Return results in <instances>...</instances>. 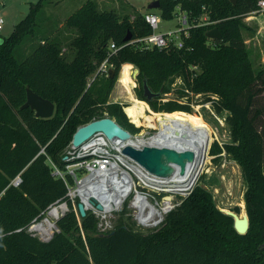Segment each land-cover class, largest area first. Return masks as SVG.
<instances>
[{
    "label": "trees",
    "instance_id": "1",
    "mask_svg": "<svg viewBox=\"0 0 264 264\" xmlns=\"http://www.w3.org/2000/svg\"><path fill=\"white\" fill-rule=\"evenodd\" d=\"M159 1L165 20H172L180 8L190 24L204 15L216 23L190 28L182 49H147L131 43L152 33L142 14L101 11L95 0H87L66 20L77 31L70 43L75 51L71 61L62 57L63 46L54 40H43L20 61L16 50L35 35L47 2L39 0L9 38L0 36V264H264V106L259 100L264 67L255 69L243 35V19L259 9L261 0H237L236 5L229 0ZM214 28L221 32V41L207 37ZM129 34L132 40L127 42ZM111 44L119 48L116 53L110 51ZM105 60L115 71L114 79L97 74ZM124 65L139 69L137 96L142 101L144 80L161 98L176 80L182 82L177 98L148 102L155 112L191 113L194 103L188 91L205 97L203 103L210 102L217 114L228 113L232 144L224 148L244 172L247 234L236 232L234 219L201 187L167 215L157 232L139 231L134 221L128 223L125 209L112 235L98 234L91 213L81 218V229L74 211L58 222L60 232L49 243L27 233L36 218L67 194L65 182L52 175L47 160L64 167L79 127L110 117L130 133L139 132L134 124L141 121L130 120L132 124L125 106L109 103ZM27 87L55 105L52 118L40 119L30 108L21 109ZM223 151L215 143L211 155L219 160ZM20 174V188L9 187Z\"/></svg>",
    "mask_w": 264,
    "mask_h": 264
},
{
    "label": "built area",
    "instance_id": "2",
    "mask_svg": "<svg viewBox=\"0 0 264 264\" xmlns=\"http://www.w3.org/2000/svg\"><path fill=\"white\" fill-rule=\"evenodd\" d=\"M177 11L179 19L186 25L185 28L159 33L160 16L155 11H147L143 16L152 29V33L131 43L147 49L162 50L170 47L182 49L183 38L189 36L190 28L216 23L209 22L208 16L204 15L198 23L190 24L187 14L180 8ZM261 16L264 17V0L259 2L257 11L248 14L244 19L248 22L256 21L259 24L258 17ZM4 24L5 20L0 14V33L4 29ZM178 33L181 35L175 41L174 37ZM118 49L115 44H111L112 53H116ZM110 69L108 60H105L97 74L109 76ZM180 84L182 86L181 81ZM186 92L193 97L192 93ZM161 114L166 119L168 113ZM160 130L159 128L158 132L153 134L131 133L130 140L133 142L131 146L137 149L155 146L152 139ZM167 131L172 133L178 130L168 127ZM125 143L118 140L111 141L104 134L98 133L79 148L70 146L63 158L64 167H60L48 158L47 163L51 167L52 175L65 182L67 194L65 198L51 204L40 217L36 218L28 226L27 233L42 243H49L60 232L58 222L71 211L76 213L82 229V217L77 208L79 203L84 204L87 213L96 217L97 232L100 235L110 234L114 230L116 219L125 209L130 210L136 228L141 232L159 231L164 226L167 215L181 205L182 199L191 195L195 183L185 191H179L171 182L172 176L155 175L129 156L124 155L123 149L129 146ZM209 152L208 150V154ZM41 153H44V149ZM21 184L20 174L11 181L9 187L20 188ZM181 195L183 197L181 201H178L177 198Z\"/></svg>",
    "mask_w": 264,
    "mask_h": 264
},
{
    "label": "rangeland",
    "instance_id": "3",
    "mask_svg": "<svg viewBox=\"0 0 264 264\" xmlns=\"http://www.w3.org/2000/svg\"><path fill=\"white\" fill-rule=\"evenodd\" d=\"M38 1L39 0H0V14L5 20L4 29L1 31L0 36L2 38H9L14 32L15 27L30 13L32 5L36 4ZM95 1L97 2L98 8L101 11L114 10L121 16L131 15L132 17H134L136 13L144 15L148 11L147 6L155 0ZM86 2L87 0H47L44 9L38 15L35 35L28 37L26 41L19 48H17V58L20 61L26 60L32 54L35 47H37L43 40H54L59 41L63 46L62 53L64 55L62 54V57L66 58L68 61H71L75 56V51L70 47V43L76 37L77 31L66 26V20L78 9H80ZM155 12L161 18L160 28L158 30L159 33L179 31L180 28L186 27V25L183 24V22L179 19L178 11H176L177 14L172 20L163 19L160 10H155ZM261 18L264 19V17L262 16ZM243 23L245 26V28L243 29L244 40L246 43V48L248 49V52H250L253 65L256 70L263 68L264 32L261 34L258 33L260 22L258 24L256 21L248 22L243 19ZM180 35V33H178L177 36L175 35V41L178 40V37ZM124 67L130 72L133 71V74L131 72V81L134 85L129 88L130 90L127 87L120 85V74L119 77H117L113 90L110 94L109 103H119L125 106L124 112L126 113V109L130 106L129 104L131 102V99L139 100L137 96V89L140 87V83L138 78L135 79L137 68L133 65H124ZM123 69H121V71ZM96 76L97 74L95 73L91 77H89L88 84H90L96 78ZM180 88V80H176V82L172 85L171 91L166 94L165 97L161 98L159 100V103L162 104L171 99L177 98L178 90H180ZM134 96L135 98H133ZM191 98L192 102L194 103L191 105V113L175 112L168 114L178 117H188L190 119H203L213 131V142L211 143L209 149L210 152L208 156H206V158L208 157L209 160L205 164L201 174H199V176L197 177L194 188L201 187L209 192L213 197V201L216 207L221 211H232L242 216V213L244 211V213H247L245 201L247 185L241 165L231 154L227 153L224 148L225 145L232 144L230 130L226 122L228 113L224 112L223 114H217L210 102L203 103L205 101V97L197 96ZM259 100L264 106V94L263 97H261ZM149 109L150 110L146 112L145 120H140V125L132 123V121L130 120L133 119H130V117L126 113L129 121L139 129V132L137 133L150 132L151 134H153L158 132L159 117L163 116L160 114L166 112H155L150 106ZM129 130L133 134H137L134 130ZM215 143H217L224 149L223 153L220 154L221 157L219 160L216 159L217 156L211 155V150ZM70 146H72V143ZM182 197L183 195L179 196L177 200L181 201ZM127 217H130L128 223L133 225V219L130 215L129 209L127 210L126 218ZM118 218L116 219V221L118 220Z\"/></svg>",
    "mask_w": 264,
    "mask_h": 264
},
{
    "label": "water",
    "instance_id": "4",
    "mask_svg": "<svg viewBox=\"0 0 264 264\" xmlns=\"http://www.w3.org/2000/svg\"><path fill=\"white\" fill-rule=\"evenodd\" d=\"M229 1L233 5L237 4V0ZM147 9L148 11L160 10V1L155 0L151 2L147 6ZM206 35L208 38L218 41H221L223 39V36L218 28L209 30ZM125 40L127 42H130L132 40L131 35L129 34ZM109 74L110 79L115 78V71L113 69L109 70ZM135 74V79H137V76L139 75L138 69L136 70ZM26 90L27 101L21 107V109L30 108L35 113V116L40 119L52 118L55 113V105L51 101L35 93L31 88L27 87ZM143 91V95L146 99V101L144 102H146L147 104L148 102L162 97L161 92L155 93L153 92V90H151L147 80H144ZM98 133L104 134L111 141L118 140L121 143H125L131 139V133L128 130L120 126L115 119L105 117L102 119L94 120L84 126L79 127L73 136L72 146L74 148H79L86 141H88ZM123 154L138 162L149 172L161 177L172 176L175 172V166L179 167L181 174H184L187 165L189 163H192L195 158L194 152L190 150L178 151L176 149L164 146H146L143 149H137L129 145L123 149ZM77 208L80 216L84 218L87 215L84 204L79 203L77 205ZM98 208L101 209L100 206H98ZM224 213L234 219V228L238 234H247L250 227V220L247 213H245L243 216L232 211H225Z\"/></svg>",
    "mask_w": 264,
    "mask_h": 264
},
{
    "label": "bare ground",
    "instance_id": "5",
    "mask_svg": "<svg viewBox=\"0 0 264 264\" xmlns=\"http://www.w3.org/2000/svg\"><path fill=\"white\" fill-rule=\"evenodd\" d=\"M123 68L125 67L123 66ZM131 72L133 73V71ZM131 72L126 70V68L120 72V85H123L128 89L134 85L131 81ZM133 98H135V96ZM129 105L130 106L126 109V113L130 119L135 121L145 120L146 112L150 110L149 105L146 102L131 99ZM172 116L175 115L168 114L166 115V119L163 118V116L159 117V128L161 130L152 139V142L156 147L164 146L176 149L178 151L190 150L194 152V161L187 165L185 173L181 174L179 167L175 166V172L171 177V182L174 184L175 188H178L179 191H185L196 182L197 177L199 174H201L203 167L209 160V158H206V156L208 154V150L210 149L211 143L213 142V131L203 119H190L188 117ZM168 127L178 131L168 133ZM125 144L132 145L133 142L129 140ZM244 212L242 213V216L245 214Z\"/></svg>",
    "mask_w": 264,
    "mask_h": 264
},
{
    "label": "crops",
    "instance_id": "6",
    "mask_svg": "<svg viewBox=\"0 0 264 264\" xmlns=\"http://www.w3.org/2000/svg\"><path fill=\"white\" fill-rule=\"evenodd\" d=\"M258 21L260 22V25H259V31L258 33H263L264 32V19H262L261 17H258Z\"/></svg>",
    "mask_w": 264,
    "mask_h": 264
}]
</instances>
